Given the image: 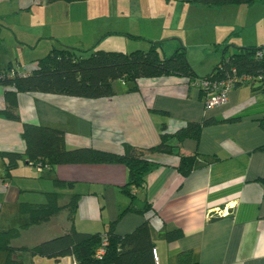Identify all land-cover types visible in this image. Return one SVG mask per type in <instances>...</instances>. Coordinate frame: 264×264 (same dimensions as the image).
Masks as SVG:
<instances>
[{
	"label": "crops",
	"instance_id": "crops-1",
	"mask_svg": "<svg viewBox=\"0 0 264 264\" xmlns=\"http://www.w3.org/2000/svg\"><path fill=\"white\" fill-rule=\"evenodd\" d=\"M183 1L186 0L180 1L184 7L207 13L208 6ZM92 2L96 1L0 0V66L12 65L20 73H26L40 47L46 53L61 46L78 50L100 47L105 37L103 25L101 31L99 24L95 25L98 29L89 40L70 36L88 27L80 23L84 16L79 18L75 7L81 5L86 11ZM260 5V11L248 13L257 19L258 14L264 17V0L235 8L244 12ZM217 8L210 7L216 15L223 10ZM56 13H60V19ZM235 22L236 18L229 29L243 27ZM60 23L67 26L58 29L56 25ZM225 25L227 29L229 25ZM262 37L264 41V29ZM252 43L255 42L229 45L235 52V47ZM176 44L177 41L167 46L168 54L163 46L164 53L171 54ZM24 56L27 58L23 64ZM135 84L136 90H129L128 83L114 81V95L96 99L21 93L17 105L19 121L3 114L5 89L0 86V151L24 152L21 136L24 122L63 130L69 148L90 147L121 153L125 143L143 147L158 144L163 123L169 132H174L186 123L208 121L196 138L178 140L171 136L172 153L151 155L150 159L158 166L147 174L144 187L133 189L131 197L121 190L127 180V170L122 164H63L51 170H38L23 159L7 179L5 161L0 156V219L5 221L0 230L27 221V215L19 211L21 202L44 203L46 193L56 191L62 208L48 221L22 229L12 246L30 247L71 227L104 232L113 220H117L115 233L124 235L146 219L145 214L136 210L123 212L131 203L134 209H149L148 214H152L156 264H176V253L180 250H190L198 264H264V149H261L264 129L260 125L264 118V93L239 86L230 91L226 104L206 109L200 88L184 78H142ZM193 154L198 159L212 156L214 161L184 176L177 168L179 155ZM54 178L65 184L57 186ZM27 191L38 197L25 198L23 194ZM75 194L78 202L72 211L68 203ZM170 228H179L183 236L167 241L163 232ZM21 257L25 264H74L71 256L54 260L23 252ZM3 260L4 254L0 253V264Z\"/></svg>",
	"mask_w": 264,
	"mask_h": 264
},
{
	"label": "trees",
	"instance_id": "trees-1",
	"mask_svg": "<svg viewBox=\"0 0 264 264\" xmlns=\"http://www.w3.org/2000/svg\"><path fill=\"white\" fill-rule=\"evenodd\" d=\"M57 1L74 2L85 0H46L47 3ZM205 6L220 7L224 5H253L259 0H186ZM169 55L164 53L163 46L167 40L149 41V48L134 49L129 52L103 50L95 46L87 51H79L73 47H53L44 56L33 61V66L26 73H20L12 65L0 66V86L4 90L6 102L3 114L10 120H20L17 112L18 95L21 93H50L70 97L96 99L114 95L113 82L128 83L129 90H136V81L142 78L176 76L184 78L189 84L200 88L202 81L210 84L225 78L240 75H251L255 82H235L234 88L249 86L255 93H264V53L262 57L256 51L264 49L260 46L235 47L236 51L227 54V41L215 44L216 50L224 47L220 60L210 73L198 76L188 62L186 48L181 41ZM237 119V117H234ZM208 121L186 123L174 132L167 130L163 123L159 143L154 146H138L125 143L121 153L98 150L90 147L69 148L65 143L63 130L52 125L24 122L22 124V140L24 152L0 151L4 159V177L10 178L12 170L25 159L38 170H51L63 164H122L127 170V180L121 190L131 197L135 188L145 186L147 174L158 164L150 159L156 153L169 154L173 146L169 143L171 136L178 140L187 137H198L201 126ZM264 129V118L260 120ZM264 149V145L261 147ZM214 157H196L179 155L178 171L187 176L194 169L209 164ZM57 186L65 182L54 178ZM47 201L40 204L20 203L19 211L27 215V221L7 230H0V253L4 254L3 264H25L21 253L29 252L31 256H39L58 260L63 256H71L74 264H156L154 256L155 236L151 228L149 209H134L131 203L123 212L136 210L146 215V219L131 232L124 235L115 233L113 220L107 224L104 232L79 231L71 227L68 231L42 240L33 246H12V241L19 238L22 229L48 221L62 208L58 204V192L46 193ZM78 202V195H73L68 207L73 211ZM148 205L145 206V208ZM183 236L179 228L166 229L163 237L172 241ZM103 247L104 253L97 254ZM31 264H41L32 262ZM176 264H198L190 250L176 253Z\"/></svg>",
	"mask_w": 264,
	"mask_h": 264
},
{
	"label": "rangeland",
	"instance_id": "rangeland-1",
	"mask_svg": "<svg viewBox=\"0 0 264 264\" xmlns=\"http://www.w3.org/2000/svg\"><path fill=\"white\" fill-rule=\"evenodd\" d=\"M94 1L96 2L87 6L86 11L81 5L75 7L79 18L81 16L86 17H82L80 23L87 24L88 27L86 30L78 31L74 36L70 35L72 39L89 40V37L92 38L95 30L98 29V26L95 25L99 24L98 30L101 31L103 25L102 34L105 37L98 48L129 52L134 49H148L149 41L168 40L164 44V49L168 54L167 46L176 43L173 40L176 38L185 46L188 62L198 76L210 73L214 64L220 60L224 47H219L216 50L215 44H222L225 39H228V45L234 46L242 42H255L252 45L260 46L259 44L264 42L261 41L263 37L260 38L264 29L263 15L258 14L260 18L257 19L254 15H248L250 11H260L262 5L251 9L246 8L244 12L235 8V5H231L230 8H226L229 5H224L217 8L223 9L217 16L210 9L211 6L207 7V13H199V10L197 11L195 8L184 7L180 2L181 0ZM183 3L188 4V1H183ZM56 18L60 19V13H56ZM234 18L243 27L238 26V28L229 29ZM226 23L229 25L227 29ZM75 25L73 22L71 26L74 28ZM56 26L58 29H64L67 25L60 23ZM174 34L176 36L173 37ZM257 34L260 37H257ZM75 41L72 40L71 42L76 44L77 41ZM232 45L227 48V54L234 52ZM89 49L90 47L87 49L79 48V51H87L85 54H88ZM44 54L46 52L40 47L33 61L44 56ZM25 58L27 57H23V64ZM27 62L29 63L30 60ZM38 183L36 182V184ZM23 195L25 198L38 197L36 193L28 191L24 192ZM4 223L5 221L0 219V227Z\"/></svg>",
	"mask_w": 264,
	"mask_h": 264
},
{
	"label": "built area",
	"instance_id": "built-area-1",
	"mask_svg": "<svg viewBox=\"0 0 264 264\" xmlns=\"http://www.w3.org/2000/svg\"><path fill=\"white\" fill-rule=\"evenodd\" d=\"M264 53V49H259L256 51V55L258 57H262ZM244 83V82H255L251 75H240L235 78H225L218 82L210 84L208 81H202L201 86H203V95H204V107L206 109H211L217 106H222L227 103L229 93L232 89H234L235 82ZM40 169V168H38ZM5 188L7 184L3 185ZM104 253L103 247H99L97 249V254L102 255ZM155 260L157 262L156 255Z\"/></svg>",
	"mask_w": 264,
	"mask_h": 264
}]
</instances>
